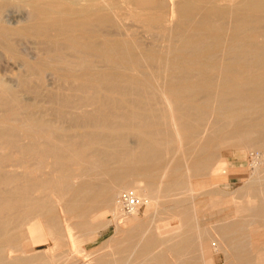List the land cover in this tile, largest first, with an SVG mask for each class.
Returning a JSON list of instances; mask_svg holds the SVG:
<instances>
[{
	"label": "bare ground",
	"instance_id": "bare-ground-1",
	"mask_svg": "<svg viewBox=\"0 0 264 264\" xmlns=\"http://www.w3.org/2000/svg\"><path fill=\"white\" fill-rule=\"evenodd\" d=\"M52 3L33 4L31 16L40 20L27 25L22 36H17L18 30L4 27V23L0 25V50L9 56L21 54L16 45L19 38L27 36L43 38L39 44L44 52L34 62H24L25 73L17 77V89L10 88L0 76V147L14 148L21 157H34L57 173L52 179L55 175L43 178L36 171L38 176L25 178L26 181L23 178L28 174L23 173L20 181L27 182L26 186L23 184L25 187L0 191V211L10 207L25 210L21 216L0 221V251L3 246L10 249L18 241L16 234L10 233V226L22 223L24 231H35L46 222L48 228L64 229L61 236L67 239L68 255L77 256L83 248L76 232H72L74 227L64 219L58 221L52 204H44L45 194L42 199L30 197L34 189L49 191V187H55L54 191L50 188L53 191L50 198L61 202L67 196L62 201L63 212H76L75 216L82 218L110 212L118 226L128 216L133 218L139 209L122 214L116 201L112 203L114 190L118 186L135 187L138 197L142 193L151 194V200L141 197L148 209L160 187L167 194L180 189L184 177L201 175L209 166L212 153L208 149L215 138L210 133L220 137L219 145L239 147L249 144V136L257 132L255 141L261 142L264 154V0H54ZM60 6L66 10H57ZM4 8L5 4L0 2V14ZM41 14L44 17L40 18ZM125 15L140 23L153 41L167 38L168 43L157 48L158 43L155 47L153 42L152 47L146 48L135 40L133 29L122 24ZM158 63L162 64L159 68H164L160 77L151 71ZM47 70L53 75L62 73L61 80L69 82L73 90L91 89L92 93L90 96L79 93L86 98L50 90L45 96L51 104L43 109L36 100L40 97L39 83ZM22 93H31L35 102L23 100ZM85 101L94 108L80 113L82 105L75 109V102L85 104ZM157 101L162 104L160 109L158 105L155 107ZM73 102L72 111L79 114L66 111ZM67 127L78 129L71 132ZM25 135L28 141L22 142ZM201 135L205 141L197 146ZM130 136L137 138L135 147L129 143ZM250 140L252 145L257 143ZM164 143L172 146L164 149ZM237 156L240 158L242 154ZM7 159L6 154L0 153V185H9L19 177L2 170ZM185 159L187 166L183 170ZM72 164L78 167L79 174L72 170ZM159 167H163L165 179L156 188L135 180L125 186L121 184L131 175L156 179ZM228 168L226 159H216L208 173L222 174ZM254 184L264 185V174L250 180L248 188L253 193ZM259 191L260 197L254 194L253 200L235 205L233 212L248 211L264 220V190ZM213 200H209L212 208L219 202ZM181 204L170 202L166 208L163 206V211L173 214ZM89 221L76 226L89 230L92 228ZM229 225L223 228V224L220 230L221 227V231L236 230V224ZM181 228L174 229L171 225L163 228L159 237L147 240L148 247L161 238L163 242H171L177 254L192 249L187 238L176 239ZM28 244L27 241L26 248ZM53 250L54 247H49L44 252L52 256ZM160 252L153 255L155 264H165ZM263 252L257 253V264H264ZM2 255L0 264L4 260Z\"/></svg>",
	"mask_w": 264,
	"mask_h": 264
},
{
	"label": "rangeland",
	"instance_id": "rangeland-1",
	"mask_svg": "<svg viewBox=\"0 0 264 264\" xmlns=\"http://www.w3.org/2000/svg\"><path fill=\"white\" fill-rule=\"evenodd\" d=\"M16 1H18V3ZM16 1L11 0V3L9 2V0V3L5 0L0 1L5 4V8L3 10L5 14H3V11L1 12V14H3L4 16H0V25L4 23V27L7 25V27L9 28L12 27V29L18 30V36L19 34L21 35L22 32H24V28L27 25L39 22L40 19H35V17L31 16V13H33L34 11L33 8L35 3H39L40 1V3L53 4L52 2L54 0H26L25 2H28L27 4H25L24 0L22 2L23 4L19 3L22 0ZM30 1H33L35 3L32 2L31 5ZM57 10L64 11L66 10V7L60 6ZM57 14L60 13H54L53 15ZM41 15L39 16L40 18L44 17L43 14ZM30 18L32 19L30 20ZM122 19L121 22L124 27H130V29H133V36L135 40L137 39V41H139L142 45H146V48L152 47L153 42L155 47L157 45L156 43H158L157 48H161L164 43H168V41L166 40L167 38H162L161 41L160 38L153 41L151 35L145 31L143 26L138 22H134L131 18L129 19L128 16H122ZM51 34L54 35L55 32L52 31ZM18 37H15L16 40L18 39ZM27 37V39L26 37L23 39L19 38L20 40L18 39L16 47L18 53L21 52V54L15 56L16 58L11 57L7 53L0 50V76L2 80L12 89H17V77L25 73L24 62L32 63L36 60V58L42 57L44 55L43 50H41L42 46L39 44L43 38H40L38 36ZM29 41L30 43H28ZM159 66H162V64H159L157 68L155 67L151 71H153L160 77L164 68L162 70V67L159 68ZM52 73L53 72L50 70L44 72L42 81L38 86L40 97L36 101H39L38 103L41 107H43V109L50 106L48 104H51L45 96L48 92L51 91L53 92L57 90L64 93H76L77 95L79 93L85 92L84 94L87 93L86 95L89 96L92 93H90L91 89H81L78 91L73 90L74 87L71 86L69 82L61 80V77L63 78L62 73H57L58 75L56 73L55 75H53L54 73ZM244 74L249 73L245 72ZM60 81L62 84L60 83ZM84 94H79V96L87 98V96H85ZM21 95L22 99L24 98L23 100H25L26 102H35L31 93H22ZM78 103L79 102H75V104H77V106H75L73 102L72 104L74 105H70V110L67 107L66 111H68V114L78 113L76 112V110L73 113V106H75L76 109L77 107H81L79 105H82V108L78 110L80 113H82V110L87 111V109L93 110L94 108V106L88 101H85V104L87 106H85L84 103ZM154 104L155 107L158 105V109H160L159 106H162V104L159 102ZM210 120L208 119V121ZM208 121L207 123H209ZM205 125L206 127L208 126L207 124ZM77 129L78 128L76 127H69L67 131L74 132ZM208 131L209 130H205L204 132L207 134ZM256 133L254 135L251 134L252 136H249L251 140L255 141L258 139V133L257 135ZM202 134L204 133L202 132ZM208 135H210V137L212 138L215 137L214 139H211L212 141L208 149V151L212 153V159L209 162V166L208 164L206 165V168L204 171H202V174L200 175V173H197L196 175H193L194 177H184L181 188L170 191L168 192V194L164 191L161 192L162 188L160 187L161 190L159 189V193H157V195L153 197V203L148 209H146V204L143 205L137 211V214L133 216V218L132 216H128L121 223H119L118 226L116 225L115 220L112 218L110 212H106L103 215L104 217L101 215H96L83 218L76 217V212H63L62 201H65L67 196L64 197L61 202L54 201L52 198H50L51 196L49 195L53 193L55 187H49V191H47L46 188L37 190L34 189V192H31L32 195L30 194V197H41L42 199V195L44 196L45 194L44 199H42L44 204H52L51 210H53L55 215H57L58 221L60 218L64 219L66 223L69 222V224L74 227L72 232H76L75 236L79 239L80 244L83 248L76 254L77 256L71 257L70 255H68V251H66L68 250L67 239L61 236L64 233L63 228H48L49 223L46 222L45 226H41L43 228H41L40 230L24 231L23 225H21L22 223H20L17 226L14 225L15 227L10 226V233L12 235L16 234V238L18 237L19 242L17 241V243L14 244V246L10 247V249H8V246H5L6 248L3 246V251H0L1 255H4L2 264H97L98 261H102L107 264L109 262L110 264H155L153 261V255L158 254L160 251V253L165 257V264H188L190 262V264H206V262L207 264H257V253H260V251H264V220H261V218L259 219V217L257 218V216L251 215L248 211H246L247 213H241V211H238L237 214H235L236 212L234 213L233 209L235 205L242 204L247 199L251 198L253 200L254 196L260 197L262 195L260 194L259 190H264L263 184L259 186L257 184H254L255 187L253 186L254 188H252L256 189L255 193L251 192V189L248 188V186L250 185V180L253 177L262 176L264 174V154L261 147L262 145H260L261 142L255 141L257 143L254 142L255 144L252 145L253 142L248 139L249 144L245 143V145L243 146L230 147L227 143L219 145L221 143L220 137L215 135L212 136L211 133ZM208 135H206L205 138H208ZM201 136L199 137L200 140L198 141L200 142L197 144V146H200V144L205 141L204 135L202 136V140ZM26 139H28L26 135L21 137L22 142H27L28 140ZM136 139L137 138L134 136L129 137V143L130 145H132L131 147H135L134 144L136 143ZM249 140L252 142V144L249 142ZM162 146L163 148L164 146L165 148H169L172 145L164 143ZM15 150L16 149L10 147H0V153H4L8 156V159L3 164L2 170L6 171L9 176L18 175L19 177L17 178V180L20 181L22 176L25 175L23 173L28 174L24 176L23 180H25V178L29 177L35 178L36 176L34 175H37L35 173L37 171L38 175L43 176V178H45L46 176L50 177L51 175H55L52 176V179L57 177V173H54V170L49 164H39L38 159L35 158V160L33 159L34 157H21L17 154V150L16 152ZM239 153L242 154L240 158L237 156ZM251 155H253L254 157L256 156V158ZM203 156V154L199 156V159H201ZM167 157V159H169V156ZM221 158H224L228 161V171L226 173L212 174V176H210L208 172L211 166H213L214 162H216V159L218 160ZM251 160L252 163L255 160V162L253 163L254 165L251 163ZM185 161L186 159L183 160V170H185L187 166L185 165ZM33 162L36 164V166H38V168H35V164H33ZM71 168H73L72 170L79 174L78 167L76 165L72 164ZM44 172L47 175H45ZM157 174L158 176L156 177L158 179H150L151 181L141 176L131 175L123 180L121 184L125 186L130 181L135 180L136 182H140L141 185L146 183L151 187L156 188L158 184L162 185L164 182L165 178L162 175L163 167H159L157 169L156 175ZM17 180L13 182L14 185L13 183L9 185H0V191H2V189L3 191H7L9 187L10 189H16L14 188L15 186L17 188H20L25 183V186L27 185V182H25L26 180L20 181L19 184ZM188 184H190V186H188ZM25 186L23 185L22 187ZM5 187L6 189H4ZM189 187H191L192 190H188L187 188ZM50 188H53V191H50ZM128 190L134 192L135 194L137 192L135 190V187L131 189H125L121 186H118L112 194V203H115L116 197L121 192ZM148 194L149 193H142L141 195H139V197L151 200V194ZM212 196L215 199V202L219 201L216 206H213V208L210 203L213 200V198H211ZM246 196L248 197L246 198ZM174 201L180 202L182 204L181 206L173 210V214L172 212L171 214H168L167 212L163 211V206L166 208L170 202ZM212 202H214V200ZM59 209L61 210V212ZM24 211V209H21V211H19V208L12 209L11 207L3 209L0 211V221L8 219L9 217L21 216L20 213L23 212L24 214ZM182 218H185V220L183 219V221ZM87 221L92 223V228H90L89 230H82L80 227L76 226ZM181 223L183 224V226H180L182 225ZM230 223L236 224V226L234 225L236 230L227 232L221 231L223 224V228H225V225L226 227H228L227 224L229 225ZM170 225L174 229L182 227L181 232L176 237V239L182 236L187 238L188 242L193 245L192 249L187 251L184 250L183 252L177 254L171 247L172 243L167 241L163 242L161 238H156V240L150 243L148 247L147 240L149 238H155L157 235L159 237L161 230ZM220 226H222L221 230ZM27 241L29 242L28 246L30 245L28 248H26ZM49 247H54L52 256L44 252V250L48 249ZM9 250L10 252L8 253ZM207 259L211 261H207Z\"/></svg>",
	"mask_w": 264,
	"mask_h": 264
},
{
	"label": "built area",
	"instance_id": "built-area-1",
	"mask_svg": "<svg viewBox=\"0 0 264 264\" xmlns=\"http://www.w3.org/2000/svg\"><path fill=\"white\" fill-rule=\"evenodd\" d=\"M116 203L119 206L122 214H130L135 210H138L143 205V200L138 197L134 192L128 190L121 192L117 198Z\"/></svg>",
	"mask_w": 264,
	"mask_h": 264
}]
</instances>
